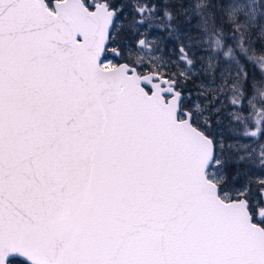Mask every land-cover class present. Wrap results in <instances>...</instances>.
I'll use <instances>...</instances> for the list:
<instances>
[{"label":"snow or ice","instance_id":"6c2138e0","mask_svg":"<svg viewBox=\"0 0 264 264\" xmlns=\"http://www.w3.org/2000/svg\"><path fill=\"white\" fill-rule=\"evenodd\" d=\"M257 8L0 0V264H264Z\"/></svg>","mask_w":264,"mask_h":264},{"label":"rangeland","instance_id":"374dc122","mask_svg":"<svg viewBox=\"0 0 264 264\" xmlns=\"http://www.w3.org/2000/svg\"><path fill=\"white\" fill-rule=\"evenodd\" d=\"M237 2V0H236ZM242 2V0H239L238 3ZM258 2V0H254V6L256 5V3ZM261 11H264V9H260V8H257V13L261 12ZM226 51V49H225ZM261 63H264L263 61H261Z\"/></svg>","mask_w":264,"mask_h":264},{"label":"trees","instance_id":"16d2710c","mask_svg":"<svg viewBox=\"0 0 264 264\" xmlns=\"http://www.w3.org/2000/svg\"><path fill=\"white\" fill-rule=\"evenodd\" d=\"M238 1L239 0H237V2H236V0H234V3H238ZM201 2L203 3V4H207L208 2H209V0H201ZM193 23H195V21H193ZM208 23H209V25L211 24V21L210 20H208ZM194 35H195V33H194ZM264 62V61H263Z\"/></svg>","mask_w":264,"mask_h":264}]
</instances>
